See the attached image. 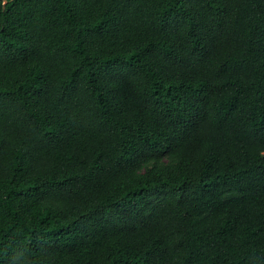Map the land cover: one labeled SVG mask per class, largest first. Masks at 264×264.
Wrapping results in <instances>:
<instances>
[{"label":"trees","instance_id":"1","mask_svg":"<svg viewBox=\"0 0 264 264\" xmlns=\"http://www.w3.org/2000/svg\"><path fill=\"white\" fill-rule=\"evenodd\" d=\"M0 264H264V0H0Z\"/></svg>","mask_w":264,"mask_h":264},{"label":"water","instance_id":"2","mask_svg":"<svg viewBox=\"0 0 264 264\" xmlns=\"http://www.w3.org/2000/svg\"><path fill=\"white\" fill-rule=\"evenodd\" d=\"M6 2L3 3V5L5 4Z\"/></svg>","mask_w":264,"mask_h":264}]
</instances>
